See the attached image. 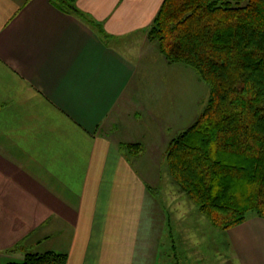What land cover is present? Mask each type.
Here are the masks:
<instances>
[{
    "label": "crops",
    "instance_id": "obj_1",
    "mask_svg": "<svg viewBox=\"0 0 264 264\" xmlns=\"http://www.w3.org/2000/svg\"><path fill=\"white\" fill-rule=\"evenodd\" d=\"M70 1L0 0V264H181L180 225L114 121L141 117L125 104L164 0ZM228 232L241 264H264V218Z\"/></svg>",
    "mask_w": 264,
    "mask_h": 264
},
{
    "label": "trees",
    "instance_id": "obj_2",
    "mask_svg": "<svg viewBox=\"0 0 264 264\" xmlns=\"http://www.w3.org/2000/svg\"><path fill=\"white\" fill-rule=\"evenodd\" d=\"M148 39L210 88L203 111L165 151L174 182L216 228L264 218V0H164ZM121 149L131 158L144 152L142 143ZM66 262L46 251L7 264Z\"/></svg>",
    "mask_w": 264,
    "mask_h": 264
},
{
    "label": "rangeland",
    "instance_id": "obj_3",
    "mask_svg": "<svg viewBox=\"0 0 264 264\" xmlns=\"http://www.w3.org/2000/svg\"><path fill=\"white\" fill-rule=\"evenodd\" d=\"M65 5L69 7L66 2ZM151 44L145 47L149 53L139 62L125 104L128 112L141 116L140 121L132 114L128 118L122 116V120L114 119L121 127L118 140L126 145L142 143L144 146V152L133 158L135 166L141 159L150 167L149 173L144 174L150 187L158 192V201L165 212L180 225L177 251L172 252V258L177 254L181 264H241L228 230L214 227L199 212L189 195L174 182L165 157L170 140L205 108L209 85L194 68L167 61L156 43ZM156 211L161 213L162 209L158 207Z\"/></svg>",
    "mask_w": 264,
    "mask_h": 264
}]
</instances>
